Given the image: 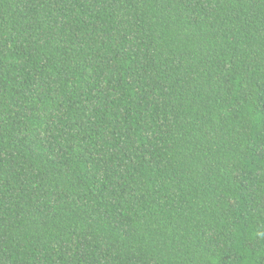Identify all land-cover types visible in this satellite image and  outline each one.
Here are the masks:
<instances>
[{"label": "trees", "instance_id": "16d2710c", "mask_svg": "<svg viewBox=\"0 0 264 264\" xmlns=\"http://www.w3.org/2000/svg\"><path fill=\"white\" fill-rule=\"evenodd\" d=\"M0 264H264V0H0Z\"/></svg>", "mask_w": 264, "mask_h": 264}]
</instances>
